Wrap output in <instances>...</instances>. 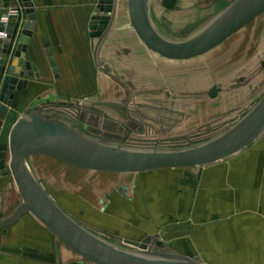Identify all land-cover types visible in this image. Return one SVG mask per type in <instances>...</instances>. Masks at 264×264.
<instances>
[{
  "label": "rangeland",
  "instance_id": "rangeland-1",
  "mask_svg": "<svg viewBox=\"0 0 264 264\" xmlns=\"http://www.w3.org/2000/svg\"><path fill=\"white\" fill-rule=\"evenodd\" d=\"M232 1L149 0V3L159 31L170 39H178ZM20 21L9 62L27 20ZM89 29L95 48L106 32L97 58L95 48L91 51L97 87L80 95L70 90L60 94L56 89L40 87L39 79L28 77L34 84L16 92L12 105L0 117V132L7 135L25 109L44 99L77 98L89 105L87 110H81L82 122L77 124L80 130L90 133V128L103 129L114 135L123 131L122 134L128 132L129 138L156 137L172 142L163 146L183 147L209 140L230 127L264 94V11L217 45L187 57H168L151 49L131 23L128 0H97ZM104 64L112 67L111 75L103 74ZM213 86L219 88L214 97L209 94ZM104 113L111 120L103 117ZM105 123L112 126L106 128ZM143 125L150 135H135V130ZM262 137L263 134L257 139ZM28 163L66 212L92 231L115 235L100 233L113 245L135 248L124 239L141 243L146 238L158 237L156 249L191 251L185 244L186 216L170 220L168 208H159L156 188L138 184V180L147 179V172L155 170H93L36 152L29 154ZM176 168H164L167 169L164 172H173L171 176L175 177L180 168L192 167ZM195 172L196 169H187L182 176L194 177ZM167 181L168 178L162 180L161 186L167 188ZM65 246V264H99Z\"/></svg>",
  "mask_w": 264,
  "mask_h": 264
},
{
  "label": "water",
  "instance_id": "water-1",
  "mask_svg": "<svg viewBox=\"0 0 264 264\" xmlns=\"http://www.w3.org/2000/svg\"><path fill=\"white\" fill-rule=\"evenodd\" d=\"M24 1L27 12L31 14L24 24L11 62L9 53L15 45L13 38L0 40V77L5 73L0 94V117L12 105L16 92L27 89L28 77H33L32 63L25 61V58L30 38L35 31L37 16L33 8L34 2ZM128 2L131 23L139 36L151 49L168 57H187L207 50L264 11V0H233L191 32L178 39H170L154 24L149 0ZM111 23L112 20L109 27ZM104 35L105 32L99 37L97 46ZM47 52L49 61L54 64L55 58L50 48H47ZM23 66L29 70L28 74ZM34 69L37 68L34 66ZM54 70L56 71V67ZM103 70L111 75L108 64H104ZM29 83L31 86L32 83ZM218 91L219 88L213 86L209 94L214 97ZM83 105L85 109L89 108V105ZM103 117L110 118L106 113ZM80 122L81 115L74 119L67 114L47 111L41 107L27 110L15 121L9 134V169L5 168L4 160L1 161L0 167L5 173L11 172L13 175L22 202L11 215L0 220V229L30 212L55 234L58 250L60 244L64 243L99 264H206L198 255L190 256L174 250L154 248V243L158 242L155 237L146 238L141 242V248L113 245L100 233L115 235L96 229L95 233L88 225L66 212L51 197L31 169L28 156L33 152L43 153L71 165L113 172L204 166L249 146L264 133V94L230 127L209 140L183 147H134L124 142L123 131L114 135L103 129L90 128L89 133L80 130L77 125ZM105 126L110 128L112 124L107 123ZM124 241L133 246L139 245V242L131 239Z\"/></svg>",
  "mask_w": 264,
  "mask_h": 264
},
{
  "label": "crops",
  "instance_id": "crops-1",
  "mask_svg": "<svg viewBox=\"0 0 264 264\" xmlns=\"http://www.w3.org/2000/svg\"><path fill=\"white\" fill-rule=\"evenodd\" d=\"M32 1L37 24L26 60L37 67L40 77H33L40 80L39 86L60 94L70 90L74 95L96 88V67L91 60L95 43L89 25L97 0ZM16 2L24 7L20 19L25 22L31 13L24 0ZM13 40L15 44L17 39ZM47 48L53 50L54 64ZM94 56L97 58L95 49ZM27 80L29 88L34 81ZM11 128L7 135L0 132V164L4 160L6 169ZM207 165L180 168L175 177L173 172H164L167 169L155 170L147 172V179L138 180V184L156 188L159 208H168L170 220L186 216L185 244L191 251L169 248L198 255L206 264H264V133L231 158ZM187 169H196L194 177L182 176ZM166 178L167 188L161 186ZM20 202L13 175L0 167V220L11 215ZM65 247L61 243L58 250L56 236L30 212L0 229V264H65Z\"/></svg>",
  "mask_w": 264,
  "mask_h": 264
},
{
  "label": "built area",
  "instance_id": "built-area-1",
  "mask_svg": "<svg viewBox=\"0 0 264 264\" xmlns=\"http://www.w3.org/2000/svg\"><path fill=\"white\" fill-rule=\"evenodd\" d=\"M24 12V7L22 4L17 3L16 0H0V40H5L8 38H14L15 32L18 29V22ZM2 49V45L0 44V52ZM5 75V73H4ZM0 77V94L3 85V78ZM1 102V101H0ZM81 101L79 99H54V100H43L36 104L35 107H41L45 110L57 111L63 114H67L68 116L78 119L81 115L82 108L79 106ZM140 123V122H139ZM134 131V130H133ZM148 130H145L144 125L139 127V129L135 130L134 133L137 136H148ZM128 132L123 134L124 142L128 145L135 147H147V146H163L164 144H172L170 140H159L156 137H127ZM131 134V132H130ZM152 136V135H151ZM158 240V237H155Z\"/></svg>",
  "mask_w": 264,
  "mask_h": 264
},
{
  "label": "bare ground",
  "instance_id": "bare-ground-1",
  "mask_svg": "<svg viewBox=\"0 0 264 264\" xmlns=\"http://www.w3.org/2000/svg\"><path fill=\"white\" fill-rule=\"evenodd\" d=\"M105 35H106V32H105ZM105 35H104V37H105ZM104 37H103V39H104ZM103 39H102V41H103ZM102 41L100 42V44H99L98 46L96 45V46H97V47L95 48V54H96V55H97V53H98V49H99V47H100ZM25 61H26V58H25ZM25 61H24V62H25ZM34 66H35V65H32V68H31V70H32V76H36V77H38V76H40V75H39V73L37 72V69H36V70L34 69ZM23 67H24L23 69L25 70V73L28 74V73H29V70H28L27 68H25V66H23ZM35 67H36V66H35ZM36 68H37V67H36ZM22 89H24V87H23ZM14 97H15V96H14ZM79 106H80L81 108L84 109V105H83L82 103H79ZM31 169H32V168H31ZM32 170H33V169H32ZM149 171H150V170H149ZM33 172H34V171H33ZM37 177H38V176H37ZM79 222H80V221H79ZM90 230H91V229H90ZM95 233H97V232H95ZM140 244H141V243H139V245H137V247H135V248H141V247H140Z\"/></svg>",
  "mask_w": 264,
  "mask_h": 264
}]
</instances>
